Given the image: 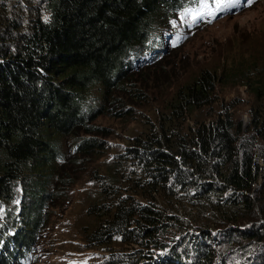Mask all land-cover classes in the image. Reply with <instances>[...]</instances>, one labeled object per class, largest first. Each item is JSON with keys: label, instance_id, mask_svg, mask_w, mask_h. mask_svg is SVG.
<instances>
[{"label": "trees", "instance_id": "1", "mask_svg": "<svg viewBox=\"0 0 264 264\" xmlns=\"http://www.w3.org/2000/svg\"><path fill=\"white\" fill-rule=\"evenodd\" d=\"M203 2L0 0V264L30 260L44 204L84 178L79 224L88 249L105 252L96 264H264V59L198 71L132 143L100 153L111 131L95 120L131 114L169 78L157 54L131 70ZM221 83L249 89L248 123L199 114ZM21 216L17 257L5 234Z\"/></svg>", "mask_w": 264, "mask_h": 264}, {"label": "rangeland", "instance_id": "2", "mask_svg": "<svg viewBox=\"0 0 264 264\" xmlns=\"http://www.w3.org/2000/svg\"><path fill=\"white\" fill-rule=\"evenodd\" d=\"M240 4L227 13L198 17L201 13L212 12V8H206L203 2L193 11L178 14L163 29L161 38L164 44L157 48L164 47L165 51L157 53V60L169 62L166 68L169 78H163L161 86L154 85L148 91L145 89L147 98L143 100L145 104L142 107L130 103L131 114L127 111L125 115L117 117L112 109H108L105 115L95 120L98 126L111 131L109 137L97 136L108 143L106 146L103 144L102 155L106 157L132 143L131 136L143 130V117L155 118L154 113L160 112L168 102L170 95L167 93L174 94L179 85L187 83L189 77L198 71L230 66V63L238 60L249 66V61L264 59V0H240ZM148 62L138 59L137 69L131 71H139ZM214 100V104L199 109V114L205 117L210 112L228 111L235 120L248 123L253 96L246 86L218 84ZM89 187L92 186L84 178L72 189L69 198L60 202L61 205L52 208L49 207L50 203L44 204V220L39 226L37 238L32 242L33 253L26 264H96L105 256L103 250L88 249L85 236L81 235L79 221ZM26 228L27 222L21 216L5 234L7 237L13 236L11 244L20 253V243L25 242H21L19 233Z\"/></svg>", "mask_w": 264, "mask_h": 264}, {"label": "snow or ice", "instance_id": "3", "mask_svg": "<svg viewBox=\"0 0 264 264\" xmlns=\"http://www.w3.org/2000/svg\"><path fill=\"white\" fill-rule=\"evenodd\" d=\"M233 2L234 0H214L213 3L212 0H204V6L206 8H212L211 14H215L216 12H219L227 7L232 6ZM249 2H251V0H249Z\"/></svg>", "mask_w": 264, "mask_h": 264}, {"label": "clouds", "instance_id": "4", "mask_svg": "<svg viewBox=\"0 0 264 264\" xmlns=\"http://www.w3.org/2000/svg\"><path fill=\"white\" fill-rule=\"evenodd\" d=\"M220 14H221V12H219ZM165 51V48L164 47H160V48H156V49H154L153 51L152 50H150L148 53H147V55H141L140 57H138V59H143L145 62L146 61H151L152 60V57H147L148 55H152V54H157V53H159V52H161V51ZM17 252V257H19V254H20V252H18V251H16ZM163 253V252H162ZM164 254V253H163ZM167 258V257H166ZM163 259V258H162ZM164 261H166V259H163Z\"/></svg>", "mask_w": 264, "mask_h": 264}, {"label": "bare ground", "instance_id": "5", "mask_svg": "<svg viewBox=\"0 0 264 264\" xmlns=\"http://www.w3.org/2000/svg\"><path fill=\"white\" fill-rule=\"evenodd\" d=\"M238 5H239L238 3L233 2V3H232V6H230V10H231V9H234V8H235L236 6H238ZM230 10H228V11H230ZM228 11H227V10H224L222 13H227ZM222 13H221V14H222Z\"/></svg>", "mask_w": 264, "mask_h": 264}]
</instances>
